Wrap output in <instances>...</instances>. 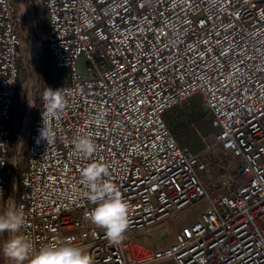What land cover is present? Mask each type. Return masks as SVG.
<instances>
[{"label":"built area","instance_id":"1","mask_svg":"<svg viewBox=\"0 0 264 264\" xmlns=\"http://www.w3.org/2000/svg\"><path fill=\"white\" fill-rule=\"evenodd\" d=\"M38 1L53 68L66 75L45 85L26 141L22 128L15 143L22 40L15 0H0V214L22 209L20 234L34 250L70 241L94 264H264V0ZM46 88L67 101L49 122L50 145L37 143ZM195 99L215 152L234 162L224 191L206 188L205 163L168 126L167 115ZM80 135L97 146L91 158L74 149ZM93 162L108 166L129 204L118 246L85 219L95 205L81 170ZM203 202L198 221L172 232ZM157 227L170 244L138 240Z\"/></svg>","mask_w":264,"mask_h":264},{"label":"rangeland","instance_id":"2","mask_svg":"<svg viewBox=\"0 0 264 264\" xmlns=\"http://www.w3.org/2000/svg\"><path fill=\"white\" fill-rule=\"evenodd\" d=\"M15 3L17 4V19L23 52V58L20 61L21 78L18 97L13 111L14 121L19 123V130L14 140L16 143L22 128H24L23 136L26 141L28 131L39 115L40 98L45 85H52L55 80L63 78L66 72H56L53 68L46 44V17L39 1L15 0ZM86 62L85 57H81L78 62L79 72L83 76L87 75ZM167 122L178 143L199 154L205 163L206 170L201 174V180L206 188L215 192L222 191L224 181L230 177L234 178V162L230 156L215 152L214 131L199 100H190L171 111L167 115ZM19 172H25V167L22 166ZM205 209L204 202L191 207L181 223L170 226L172 232H177V229L184 225H191L198 221L200 214ZM9 236V233L0 234V248ZM137 236L142 244L149 245L154 249L164 244H170L173 239L172 236L165 237L164 227L152 229L146 237H142L140 234ZM0 264H12V262L0 252Z\"/></svg>","mask_w":264,"mask_h":264},{"label":"clouds","instance_id":"3","mask_svg":"<svg viewBox=\"0 0 264 264\" xmlns=\"http://www.w3.org/2000/svg\"><path fill=\"white\" fill-rule=\"evenodd\" d=\"M44 126L39 130L37 143L46 141L48 145L55 142L56 132L50 121L59 117L66 106L62 90L46 88L42 96ZM76 153L84 158H91L97 151L95 142L88 135L73 139ZM109 168L103 163L93 162L81 170L80 183L86 188L85 195L95 207L85 213V219L98 229H103L110 245L118 246L125 238L129 221V204L122 197L119 188L107 179ZM22 209L9 208L0 214V234L9 233L0 252L12 264H94L90 254L70 241L61 244L52 243L34 250L31 240L21 233L24 226ZM203 264V262H201Z\"/></svg>","mask_w":264,"mask_h":264},{"label":"crops","instance_id":"4","mask_svg":"<svg viewBox=\"0 0 264 264\" xmlns=\"http://www.w3.org/2000/svg\"><path fill=\"white\" fill-rule=\"evenodd\" d=\"M26 2H28V0H25ZM13 111H14V109H13ZM180 229V228H179ZM179 229H177V232L179 231ZM143 237V236H142ZM159 248V247H158Z\"/></svg>","mask_w":264,"mask_h":264},{"label":"trees","instance_id":"5","mask_svg":"<svg viewBox=\"0 0 264 264\" xmlns=\"http://www.w3.org/2000/svg\"><path fill=\"white\" fill-rule=\"evenodd\" d=\"M50 55V54H49ZM50 60H51V57H50Z\"/></svg>","mask_w":264,"mask_h":264}]
</instances>
